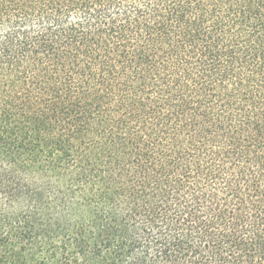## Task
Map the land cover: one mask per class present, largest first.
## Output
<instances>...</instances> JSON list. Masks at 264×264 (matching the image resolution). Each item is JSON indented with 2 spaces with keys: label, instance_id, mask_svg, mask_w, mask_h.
I'll return each mask as SVG.
<instances>
[{
  "label": "trees",
  "instance_id": "trees-1",
  "mask_svg": "<svg viewBox=\"0 0 264 264\" xmlns=\"http://www.w3.org/2000/svg\"><path fill=\"white\" fill-rule=\"evenodd\" d=\"M0 264H264V0H0Z\"/></svg>",
  "mask_w": 264,
  "mask_h": 264
},
{
  "label": "rangeland",
  "instance_id": "rangeland-1",
  "mask_svg": "<svg viewBox=\"0 0 264 264\" xmlns=\"http://www.w3.org/2000/svg\"><path fill=\"white\" fill-rule=\"evenodd\" d=\"M13 242H14L13 244L16 246V242H17V240H16V241L14 240Z\"/></svg>",
  "mask_w": 264,
  "mask_h": 264
}]
</instances>
